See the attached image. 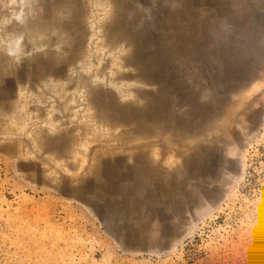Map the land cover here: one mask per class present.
Returning a JSON list of instances; mask_svg holds the SVG:
<instances>
[{"label": "rangeland", "instance_id": "1", "mask_svg": "<svg viewBox=\"0 0 264 264\" xmlns=\"http://www.w3.org/2000/svg\"><path fill=\"white\" fill-rule=\"evenodd\" d=\"M0 70V264H264V0H0Z\"/></svg>", "mask_w": 264, "mask_h": 264}, {"label": "bare ground", "instance_id": "2", "mask_svg": "<svg viewBox=\"0 0 264 264\" xmlns=\"http://www.w3.org/2000/svg\"><path fill=\"white\" fill-rule=\"evenodd\" d=\"M203 1V0H202ZM208 1H212V0H208ZM7 4V3H6ZM108 11V10H107ZM117 12H118V10H116ZM78 18V17H77ZM76 18V19H77ZM53 19V18H52ZM54 20V19H53ZM51 21V20H50ZM78 23V22H77ZM37 25H38V28H40L41 30L42 29H44L45 27H46V25H44L43 24V22H41V21H38L37 22ZM44 25V26H43ZM177 24L175 23L173 26H171V27H167V28H170V29H173L174 28V32L176 33V31L175 30H178L177 29ZM47 29V28H46ZM46 31V30H45ZM48 31V30H47ZM50 32V31H49ZM80 33H82L81 32V30L79 31ZM84 32V31H83ZM174 33V34H175ZM178 34V33H177ZM73 36V35H72ZM177 36V35H176ZM81 37V36H80ZM80 37H78V35L74 38L75 40H77V39H79ZM73 39V37H72V40H74ZM75 40H74V42H75ZM73 42V41H72ZM160 44H163L162 42H159ZM184 46V47H183ZM159 48V47H158ZM187 48V45H186V43H183V42H180V41H176V40H174V38L173 39H169L168 40V44H166V47L163 49L162 48V46H160V51L159 50H157V52H156V55L154 54V51L155 50H151V53H153V65L154 66H157V62H162V61H166V57H163L164 55H166L167 56V63H171V61L173 62V60L174 59H176V57H178V55H180L182 52H184L185 53V51L184 50H187L186 49ZM183 49V50H182ZM171 50V51H170ZM81 52H83V49L82 48H80V49H78V50H74V52L72 51L71 52V54H70V58L71 59H73V58H76L77 56H79L80 54H81ZM55 54V53H54ZM54 54H50V55H48L45 59L46 60H48V62L47 61H45V59L44 58H40V56H39V60H41V62H43V66H40V69H38L39 71L37 72V73H39V74H45V70H47V69H50V70H52V72L54 71V72H63L64 71V67H66V64L69 62V59L68 60H61V58H57V56L56 55H54ZM40 55V54H39ZM155 55V56H154ZM169 56V57H168ZM58 61H59V63H63V65L62 64H58ZM61 61V62H60ZM47 64V65H46ZM141 68H142V66H141ZM37 69V68H36ZM37 71V70H36ZM2 74H1V70H0V76H1ZM1 78V77H0ZM1 85V84H0ZM3 85H6V84H3ZM2 85V86H3ZM256 87H258V85H254L253 87H251V88H249L248 90H244L243 91V95L242 96H244V99H246V98H249L250 96H251V94L254 92V90L255 89H257ZM2 92V91H1ZM0 92V93H1ZM2 95V94H1ZM230 107H231V109H229L228 111H227V116H225L226 118H229V115H230V113H233V110H235V108L237 107V105L235 104V103H232V104H230ZM144 108L145 107H143V110H142V114H145L146 116H147V111H146V113H145V111H144ZM160 113H158V114H154V117H156L157 119H159V118H161V114L159 115ZM179 122H177V126H176V128H178L179 129V133L181 134V135H184L186 132H189V133H192L193 131H195V129L197 128V127H192V125L190 124V123H187V122H183V121H181V120H178ZM183 124V125H182ZM176 125V124H175ZM197 125V124H196ZM184 126V127H183ZM198 126V125H197ZM24 127V126H23ZM50 127H52V129H53V124L51 123V125H50ZM198 128H200V127H198ZM197 128V129H198ZM218 128H220V129H222L221 127H218ZM218 128H216V127H214L213 129H216V130H220V129H218ZM42 132V138H41V141L42 142H47V141H49L50 139H49V135L51 134V133H48V132H45V131H41ZM43 132H45V133H43ZM30 134V133H29ZM159 134V133H158ZM44 135V136H43ZM50 137H53V135L51 134L50 135ZM190 139V140H189ZM188 141V147H190L191 146V144L193 143V138L191 137H188V139H187ZM222 140V139H221ZM221 140H219V142L221 143L222 141ZM170 141H172V140H170ZM15 146L14 145H12L11 146V148H14ZM113 147L111 146V149L110 150H108V151H110V152H112L113 151ZM154 151V153L156 154V155H158L159 153H158V149L157 148H155V150H153ZM172 151H174V149L172 150ZM177 152H175L174 154H172V153H169L168 155H167V157H166V161L167 162H170L171 164H173L174 163V161L177 159L175 156H178L177 154H176ZM118 156H120L121 158H123V156H122V154H120V155H118ZM201 159H203V156H201ZM150 161L152 160V159H149ZM148 160V162L150 163V161ZM147 161V160H146ZM152 162V161H151ZM149 165V164H148ZM154 165V164H153ZM163 167H164V165H163ZM160 169H162V167H160ZM139 172H141L142 174H144L146 177H152V176H154L155 177V174H156V177H157V175H158V172H157V170H155L154 169V167H153V169H152V167L151 166H147V167H145V169H140V170H138ZM110 174H112V172H110ZM204 191H205V189H203ZM180 204V203H179ZM179 204H177L176 205V207H177V209L179 210L178 211V214H182V213H184L185 212V210H184V208H182L184 205L182 204V206L181 205H179Z\"/></svg>", "mask_w": 264, "mask_h": 264}]
</instances>
